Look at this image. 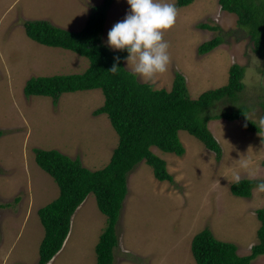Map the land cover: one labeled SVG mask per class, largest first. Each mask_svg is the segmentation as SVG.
I'll return each mask as SVG.
<instances>
[{"label":"rangeland","instance_id":"374dc122","mask_svg":"<svg viewBox=\"0 0 264 264\" xmlns=\"http://www.w3.org/2000/svg\"><path fill=\"white\" fill-rule=\"evenodd\" d=\"M101 2L0 0V205L9 204L0 206V264L38 263L44 228L37 208L59 195L57 184L34 161L33 150H57L97 170L107 165L118 143L107 116L93 115L104 103L101 90L64 93L56 101L24 95L30 78L81 74L89 66L86 58L71 51L29 39L24 22L45 20L76 32L85 25L91 7ZM177 9L174 26L164 33L170 55L167 71L151 81L137 80L170 90L178 72L186 80L189 97L197 99L226 85L232 65L244 67V89L238 99L215 103L209 114L246 107L247 117L262 133L247 132L242 121H210L208 128L222 151L219 160L186 131L178 133L183 156L152 148L166 162L174 182L158 181L144 161L129 172L113 264H196L192 240L206 228L217 240L234 244L239 256L249 255L258 242L256 212L264 209V191L253 188L250 198H240L232 195L230 186L233 172L240 174V180L264 181V125L259 124L263 60L252 52V42L236 25V16L222 11L218 0H196ZM127 11L125 0L112 1L101 35L105 45L108 31ZM199 24L218 26L220 32L201 30ZM218 35L223 43L200 55L199 46ZM124 66L133 73L131 62L127 65L125 59ZM89 197L87 209L96 205L93 195ZM94 214L77 216L69 229L71 239L50 264H96L95 246L105 222L98 229L96 222L104 216L98 209ZM250 264H264V255Z\"/></svg>","mask_w":264,"mask_h":264},{"label":"trees","instance_id":"16d2710c","mask_svg":"<svg viewBox=\"0 0 264 264\" xmlns=\"http://www.w3.org/2000/svg\"><path fill=\"white\" fill-rule=\"evenodd\" d=\"M112 1L102 0L99 5L92 6L85 25L76 32L56 27L45 20L23 24L26 36L34 42L71 51L89 62L88 68L81 74L30 78L24 86V95L46 96L56 101L64 93L101 90L104 103L93 115L105 114L118 136L109 162L97 170L85 168L78 158H71L57 150H33L36 164L59 188L58 197L37 213L44 228L37 264H48L61 250L69 233L71 217L90 194L94 195L97 208L105 217V226L95 246L96 264H113V251L118 245L116 224L127 194L128 174L144 161L151 168L154 178L173 183L166 162L152 148L183 156L185 148L178 137L179 131H186L200 141L215 154L216 160L221 158L222 151L208 128L210 121H242L247 132L262 133V128L247 117L246 107L209 114L215 103L238 99L237 94L244 89V67L232 65L226 85L205 91L197 99L189 97L186 80L178 72L174 73L170 90L140 83L134 73L125 69L127 52L110 50L103 43L101 35ZM195 1L176 0L175 4L184 8ZM218 4L222 11L236 16V25L246 31L252 42V52L263 60L264 65V0H218ZM198 27L220 32L218 26L199 24ZM222 43L223 39L218 35L200 45L198 53L207 54ZM114 56L121 58L117 74L108 72ZM261 108L264 116V99ZM257 183L252 179H243L231 184L230 191L236 197L250 198ZM0 206L8 207L9 204ZM256 215L260 222L258 242L249 255L239 256L234 244L217 240L206 228L192 240L191 253L195 263L250 264L264 255V209L257 210Z\"/></svg>","mask_w":264,"mask_h":264},{"label":"clouds","instance_id":"9594fccd","mask_svg":"<svg viewBox=\"0 0 264 264\" xmlns=\"http://www.w3.org/2000/svg\"><path fill=\"white\" fill-rule=\"evenodd\" d=\"M128 11L108 31L106 45L113 51H126L127 65L132 63V72L145 81L167 71L170 63L169 44L164 33L170 30L178 14L174 0H125ZM121 58L113 57L108 72L117 74ZM259 124L264 125V116ZM240 174L233 172V183L240 182ZM264 191V181L256 185Z\"/></svg>","mask_w":264,"mask_h":264},{"label":"crops","instance_id":"0c3cea01","mask_svg":"<svg viewBox=\"0 0 264 264\" xmlns=\"http://www.w3.org/2000/svg\"><path fill=\"white\" fill-rule=\"evenodd\" d=\"M90 195H88L87 197H86V199L84 200V202L77 208V210L74 212V214H73V216L71 217V221H70V228H71V225L76 221L77 222V216H82V217H86V214L87 213H90V214H94L95 213V210H97L98 208H97V205H95V207L93 208H89V209H87L86 207H85V204L89 201V199H90V197H89ZM91 196H92V194H91ZM93 197H94V195H93ZM55 199V198H54ZM94 200H95V197L92 199V202L94 203ZM52 201V200H51ZM50 201V202H51ZM50 202H48V203H50ZM95 202H96V200H95ZM42 207H44V206H42ZM42 207H38L37 208V213H38V210L40 209V208H42ZM83 209H84V211H83ZM82 212V213H81ZM81 213V215H79ZM38 215V214H37ZM96 214H94V216H95ZM102 218V217H101ZM85 223H86V221H84ZM102 222H105V219H104V217L102 218V219H100V218H98V221L96 222V224H97V226H98V229L100 228V227H102ZM105 226V225H104ZM82 227H85V225L82 223V226H81V228ZM101 230H100V234H101ZM72 231L70 230L69 231V234H68V236H67V238H66V240H65V242H64V244H63V249H65V247H66V245H67V243L69 242V240L71 239V237H72ZM43 235H44V230H43ZM43 238V237H42ZM62 249V250H63ZM52 262V261H51ZM50 262V263H51ZM49 263V264H50Z\"/></svg>","mask_w":264,"mask_h":264}]
</instances>
